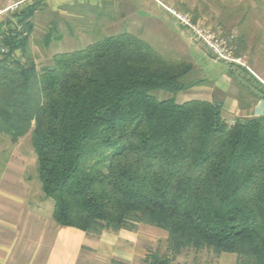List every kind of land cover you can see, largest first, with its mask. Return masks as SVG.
Segmentation results:
<instances>
[{"label":"trees","instance_id":"1","mask_svg":"<svg viewBox=\"0 0 264 264\" xmlns=\"http://www.w3.org/2000/svg\"><path fill=\"white\" fill-rule=\"evenodd\" d=\"M43 1L0 31V136L16 144L30 134L53 222L92 236L146 225L166 233L173 255L205 246L264 264L263 123L227 124L219 104L177 103L196 83L184 84L191 64L127 32L56 53L38 70L27 50ZM143 263L175 264L157 253Z\"/></svg>","mask_w":264,"mask_h":264},{"label":"rangeland","instance_id":"2","mask_svg":"<svg viewBox=\"0 0 264 264\" xmlns=\"http://www.w3.org/2000/svg\"><path fill=\"white\" fill-rule=\"evenodd\" d=\"M35 1L39 2L0 0L1 33L14 28V14ZM39 6L30 20L33 30L27 50L38 70L49 64L56 53L80 50L105 36L127 32L145 41L165 59L190 63L192 70L184 79L186 86L196 82L211 87L230 74L234 81L239 80L238 74L246 80L250 78L251 83H255L256 74L264 78V0H76L68 3L44 0ZM171 12L187 15L192 23L231 39L239 64L228 65L214 59ZM3 53L6 49L0 42V57ZM14 56L24 61L19 51ZM230 66L234 73L230 72ZM258 80L264 88V80ZM152 95L158 100L173 97L165 91ZM18 181L34 187L31 195L37 190L44 197L37 179L30 134L16 144L0 136V182L12 185ZM41 205L46 216L52 214V199L44 197ZM160 231L147 234L150 241L139 242L150 253L168 256L175 264H251L247 258L216 254L205 246L189 247L173 255L167 249L166 233ZM140 243L137 241L136 245Z\"/></svg>","mask_w":264,"mask_h":264},{"label":"crops","instance_id":"3","mask_svg":"<svg viewBox=\"0 0 264 264\" xmlns=\"http://www.w3.org/2000/svg\"><path fill=\"white\" fill-rule=\"evenodd\" d=\"M254 77L260 86L251 83L250 78L234 81L231 74L224 75L211 87L194 83L177 93L175 100L219 104L221 118L227 124L253 118L264 125V88L258 80L264 78L257 74ZM33 189L19 181L12 185L0 182V264H109L111 261L144 264L150 252L139 241H150L147 234L161 232L139 225L136 231H104L92 236L59 227L53 222L52 214L46 216L41 205L44 197L37 190L31 195ZM35 196L38 200L33 201ZM137 241L140 246L136 245Z\"/></svg>","mask_w":264,"mask_h":264},{"label":"built area","instance_id":"4","mask_svg":"<svg viewBox=\"0 0 264 264\" xmlns=\"http://www.w3.org/2000/svg\"><path fill=\"white\" fill-rule=\"evenodd\" d=\"M171 14L181 26L190 31L193 39L199 42L214 59L228 65L239 64L240 59L234 56L231 39L224 38L203 25L192 23L187 15L175 12Z\"/></svg>","mask_w":264,"mask_h":264}]
</instances>
